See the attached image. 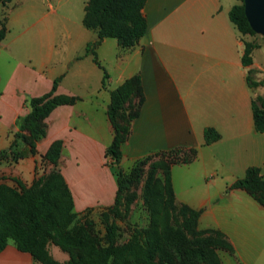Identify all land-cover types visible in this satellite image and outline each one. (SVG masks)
I'll return each mask as SVG.
<instances>
[{
	"label": "crops",
	"instance_id": "crops-1",
	"mask_svg": "<svg viewBox=\"0 0 264 264\" xmlns=\"http://www.w3.org/2000/svg\"><path fill=\"white\" fill-rule=\"evenodd\" d=\"M235 2L146 0L147 27L137 42L121 46L115 37L106 36L94 48L108 72L104 87L103 69L90 52H70L66 64L71 63L56 71L50 48L33 61L13 60L0 50L4 143H10L16 119L29 111V98L48 91L54 77L62 74L56 92L79 98L57 105L47 115L46 133L36 140V150L44 153L54 139H62L58 165L76 211L112 204L117 182L105 155L114 134L107 105L110 90L138 73L143 100L121 143L118 164L125 167L160 150L194 147L192 159L170 167L175 200L201 209L200 228L222 231L232 246L218 250L223 264H264V205L244 188L229 187L249 165H264V131L255 128L251 108L252 97L264 93L258 91L263 83L250 87L247 82L248 67L256 69L254 79H264V64L255 56L261 46L252 50L250 65L241 62L243 39L248 38L229 18ZM96 37L95 30L84 47ZM78 54L82 56L76 58ZM95 68L102 72H96L92 82ZM206 126H213L219 138L205 143ZM35 156L19 159L11 174L29 184ZM0 264L41 263L9 239L0 250Z\"/></svg>",
	"mask_w": 264,
	"mask_h": 264
},
{
	"label": "trees",
	"instance_id": "trees-1",
	"mask_svg": "<svg viewBox=\"0 0 264 264\" xmlns=\"http://www.w3.org/2000/svg\"><path fill=\"white\" fill-rule=\"evenodd\" d=\"M9 0H0V4ZM146 0H86L82 23L94 28L96 39L88 41L84 53H92L93 61L103 69L101 86L106 85L108 72L99 62L96 46L103 37H115L121 46H131L144 34L147 20L143 12ZM230 20L241 34L255 33L244 12L243 0H237L228 12ZM7 27L0 21V40L5 36ZM241 62L250 65L252 50L259 46L254 40L243 39ZM78 55L77 57H81ZM255 68L248 67L247 82L250 87L261 84L264 79H254ZM62 74L54 77L51 88L41 95L28 100L29 111L19 119L18 130L9 145L12 160L24 154L16 147L19 140L28 141L35 150V141L46 133L44 123L47 115L59 104L73 103L79 96L56 92ZM137 97L131 103L132 97ZM143 100V87L140 75L135 73L110 90L107 115L113 125L114 134L105 148L110 165L116 177L117 190L113 204L101 213L105 221V231L99 236L92 218L77 217L73 210L74 200L71 190L58 170L48 172L29 186L18 190L0 182V250L12 239L19 249L29 251L33 259L41 264H223L217 249L232 246L222 231L216 228H199L198 217L201 209L179 203L184 215L183 225L168 222L163 212L176 208L174 190L171 182L170 167L179 161H189L196 149L179 158L169 157L168 163L160 161L162 176L155 174L152 164L144 186V201L149 209V223L135 226L129 236L120 240L119 226L114 219L118 213L121 192L127 189L140 175V167L150 158V154L139 158L129 172L118 167L122 157L121 143L129 133V124L138 114ZM128 105V107H127ZM255 128L264 131V93L251 99ZM27 129L29 134H24ZM213 126L204 128L205 143L219 138ZM62 148V139H54L43 153L49 161H56ZM182 147L156 151L153 154L172 151ZM0 150L1 156L6 153ZM229 187H241L249 192L260 204L264 205V165H249L245 174L236 179ZM162 207V208H161ZM163 209V210H162ZM113 214L110 218V214ZM53 241L69 256L65 260L54 257L48 249Z\"/></svg>",
	"mask_w": 264,
	"mask_h": 264
},
{
	"label": "rangeland",
	"instance_id": "rangeland-1",
	"mask_svg": "<svg viewBox=\"0 0 264 264\" xmlns=\"http://www.w3.org/2000/svg\"><path fill=\"white\" fill-rule=\"evenodd\" d=\"M85 2L86 0H9L0 4V21H3L7 27L6 37L4 36L0 40V50H5L6 53H9L13 60L33 61L36 54L39 53L42 56L43 49L50 48L53 52V68L56 71L66 69V65L71 63L68 62L66 64L69 53L72 52L71 54H73L77 51L76 53L80 54L83 52V44L86 37L95 31L94 28L86 27L82 23ZM245 36L248 40H254L259 43L261 47L255 51V56L256 59L261 60L264 64V33L257 31L255 33H246ZM2 46H6L5 49ZM91 47L95 48L94 46ZM94 71V73L91 72V79L89 78L92 82L95 81V73L99 72L101 74L102 72L100 68H95ZM1 73H3L2 70ZM252 76L254 77L255 74H252ZM262 83L263 86L258 89L260 92L264 91V81ZM136 100V96L132 97L130 104L132 105ZM20 117L15 121L16 130H18ZM44 123L46 125V121ZM16 130L13 132L11 141L15 136ZM23 133L29 134L27 129H23ZM5 138L7 136L0 135V150L7 151L1 156L0 182L21 190L23 187L32 184L35 180L44 177L48 172L60 169L58 159L54 162L46 160L42 156L43 153L37 152L36 147L33 151L28 141L20 139L16 147L24 154L21 158L27 161L30 155H36L34 159L33 177L30 183L27 184L25 179H20L11 174L15 172V163L21 158L16 161L9 158V145L11 141L5 144ZM189 153V148L184 147L176 149L174 152L151 153L150 158L142 164L139 177L127 189L121 192L118 213L114 215V219L119 226L120 240L126 239L133 227L146 226L149 223L150 214L144 201V186L152 164L155 165V174L160 177L163 175V168L158 164L160 161L167 162L171 156L181 159ZM139 158L134 160L131 165L128 164L124 167L118 164V167L124 172H129ZM175 202L177 203L176 208L168 209V215L165 212L163 213L168 222L183 225L184 215L179 205L182 202H177L176 200ZM110 205L85 208L84 210L77 211V217L84 218L88 216L92 218L95 230L99 236H102L105 231V221L101 213L107 210ZM73 210H75L74 207ZM112 215L111 213L110 218L113 217ZM47 246L51 254L57 259L65 260L68 258L69 254L61 250L53 241H49ZM219 249L229 250L228 248Z\"/></svg>",
	"mask_w": 264,
	"mask_h": 264
},
{
	"label": "water",
	"instance_id": "water-1",
	"mask_svg": "<svg viewBox=\"0 0 264 264\" xmlns=\"http://www.w3.org/2000/svg\"><path fill=\"white\" fill-rule=\"evenodd\" d=\"M247 20L256 32L264 33V0H243Z\"/></svg>",
	"mask_w": 264,
	"mask_h": 264
}]
</instances>
